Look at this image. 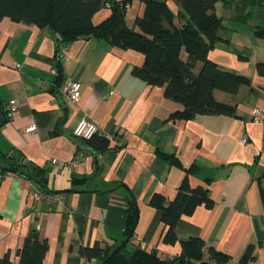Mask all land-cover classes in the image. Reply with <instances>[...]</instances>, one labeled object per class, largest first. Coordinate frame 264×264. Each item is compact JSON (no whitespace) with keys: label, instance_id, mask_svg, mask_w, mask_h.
I'll return each mask as SVG.
<instances>
[{"label":"crops","instance_id":"1","mask_svg":"<svg viewBox=\"0 0 264 264\" xmlns=\"http://www.w3.org/2000/svg\"><path fill=\"white\" fill-rule=\"evenodd\" d=\"M263 2L216 1L222 26L208 57L250 84L236 94L214 91L218 102L234 108L233 115L190 119L180 117L183 106L166 96L164 86L136 74L145 63L143 53L92 36L62 42L49 27L0 20V99L7 111L11 101L18 105L0 129V155L27 164L39 187L63 196L54 205L35 201L40 188L28 177L9 172L0 178V264L6 257L22 264L20 251L33 232L47 242L40 264H103L81 249L120 248L128 240L132 201L138 217L129 253L140 249L169 260L182 254L183 242L200 237L228 256V264H264V240L258 236V228L264 233V121L254 116L256 108L264 113V76L256 69L264 63V39L255 36L264 28ZM167 4L174 26L185 23L184 8L174 0ZM144 12L142 0H131L127 24L133 27ZM110 15L104 7L92 22L100 25ZM201 67L198 62L196 74ZM69 81L81 84L77 104L61 92ZM84 117L108 140L105 150L73 136ZM32 125L36 130L27 133ZM182 188L198 201L178 220L176 241L165 243L167 226L151 200L160 195L173 201ZM249 247L251 258L242 263Z\"/></svg>","mask_w":264,"mask_h":264},{"label":"trees","instance_id":"2","mask_svg":"<svg viewBox=\"0 0 264 264\" xmlns=\"http://www.w3.org/2000/svg\"><path fill=\"white\" fill-rule=\"evenodd\" d=\"M131 0H0V20L10 17L14 21L49 27L59 35L60 41L71 42L81 37L103 39L111 46L143 53L145 63L135 70L136 74L151 85L164 86L166 96L183 106L180 117L190 119L198 115L234 114V108L218 102L214 91L221 90L236 94L250 79L244 75L222 69L212 61L208 54L216 41L222 19L215 13L217 0H174L180 4L189 18L181 26L173 24L174 15L167 0H142L145 4L143 16L135 21L133 27L126 22L127 7ZM110 4L111 15L100 25L95 26L92 19L96 13ZM168 24V26H166ZM255 36L264 39V28L258 27ZM182 53L188 60L182 59ZM202 63L200 71L195 66ZM257 72L264 76V63L257 64ZM10 116L0 99V129ZM96 151L105 150L108 140L96 134L84 140ZM12 172L28 177L36 186L32 168L12 156L0 155V178ZM41 184L40 182H38ZM51 193L45 186L39 187ZM179 191L177 197L167 202L163 196L155 195L151 203L162 212L166 223L165 243L176 241L175 226L183 214L191 212L198 201L189 193ZM53 194V193H52ZM209 206L210 202L204 199ZM138 207L130 202L124 244L111 252L95 245L82 248L81 254L89 260L99 259L103 264H228V256L214 247H207L200 237H193L182 243L183 251L179 257L163 260L156 252L140 249L129 253L126 245L136 229ZM248 251L242 258L247 262L251 256ZM47 252V242L33 232L20 251L22 264H40ZM1 264H12L8 257Z\"/></svg>","mask_w":264,"mask_h":264},{"label":"built area","instance_id":"3","mask_svg":"<svg viewBox=\"0 0 264 264\" xmlns=\"http://www.w3.org/2000/svg\"><path fill=\"white\" fill-rule=\"evenodd\" d=\"M106 7L110 8V4L107 3ZM59 56L63 57L64 54L60 53ZM61 92L66 97L67 101L70 103L77 104L80 102L81 97H82L81 84L78 81H69L65 83L62 86ZM17 109H18L17 103L15 101H11L9 104V112L12 114L16 112ZM254 116H255V119L259 121H264V113L260 109L256 108L254 110ZM35 130H36V126L32 125L28 127L25 131L27 133H31V132H34ZM98 133H99L98 125L94 121H90L86 117L80 119L73 129V136H75L76 138L84 139V140H90ZM115 140L121 144V141L118 140V138ZM241 143L246 144L247 139L243 138L241 140ZM82 159H83V155L78 156L77 159L73 161V165H75L77 162H79ZM54 164L60 167L65 165L63 161H59V162L54 161ZM33 197L35 201L44 200L50 205H54L56 203H60L63 201V196L61 194L45 193L41 191L40 189L34 190Z\"/></svg>","mask_w":264,"mask_h":264},{"label":"water","instance_id":"4","mask_svg":"<svg viewBox=\"0 0 264 264\" xmlns=\"http://www.w3.org/2000/svg\"><path fill=\"white\" fill-rule=\"evenodd\" d=\"M258 236L260 240H264V233L263 231L259 230V228H258Z\"/></svg>","mask_w":264,"mask_h":264},{"label":"rangeland","instance_id":"5","mask_svg":"<svg viewBox=\"0 0 264 264\" xmlns=\"http://www.w3.org/2000/svg\"><path fill=\"white\" fill-rule=\"evenodd\" d=\"M259 6H260V2L257 1L256 5H254V11L258 10ZM251 10L253 11V7L251 8Z\"/></svg>","mask_w":264,"mask_h":264}]
</instances>
